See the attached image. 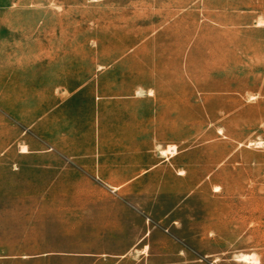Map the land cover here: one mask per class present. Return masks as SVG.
Listing matches in <instances>:
<instances>
[{"label": "rangeland", "instance_id": "374dc122", "mask_svg": "<svg viewBox=\"0 0 264 264\" xmlns=\"http://www.w3.org/2000/svg\"><path fill=\"white\" fill-rule=\"evenodd\" d=\"M35 77H144L177 109L193 186L183 223L156 227L149 256L125 264H264V0H0L2 130ZM32 174L0 172V236L16 228L41 239L34 248L73 250L52 240L66 235L40 201L57 195ZM57 261L0 264H74Z\"/></svg>", "mask_w": 264, "mask_h": 264}, {"label": "crops", "instance_id": "0c3cea01", "mask_svg": "<svg viewBox=\"0 0 264 264\" xmlns=\"http://www.w3.org/2000/svg\"><path fill=\"white\" fill-rule=\"evenodd\" d=\"M89 78L35 77L24 105L4 108L9 128L2 130L0 119V147H10L14 136L19 142L14 158L0 152V172L25 170L43 179L38 193L57 198L40 201L41 207L52 204L56 232L66 235L52 240L74 247L34 248L33 241L41 239L15 228L0 240L31 244L0 245V263L44 258L125 264L127 258L149 256L144 248L156 240V227L183 223L193 186L189 149L177 137L175 105L144 77L120 84L112 77ZM185 114H180L181 128ZM169 146H175L173 153L161 152Z\"/></svg>", "mask_w": 264, "mask_h": 264}, {"label": "bare ground", "instance_id": "6f19581e", "mask_svg": "<svg viewBox=\"0 0 264 264\" xmlns=\"http://www.w3.org/2000/svg\"><path fill=\"white\" fill-rule=\"evenodd\" d=\"M25 150H26V147L21 146V151L24 152ZM173 151H174V146H169L165 150H162L161 152L162 153H173ZM249 258L250 257L247 254H242V255L240 254L238 259H240L242 261H247ZM254 261H256V260H254Z\"/></svg>", "mask_w": 264, "mask_h": 264}]
</instances>
